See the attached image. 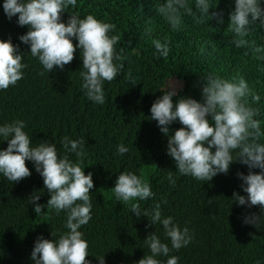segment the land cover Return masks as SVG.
<instances>
[{
	"label": "trees",
	"instance_id": "trees-1",
	"mask_svg": "<svg viewBox=\"0 0 264 264\" xmlns=\"http://www.w3.org/2000/svg\"><path fill=\"white\" fill-rule=\"evenodd\" d=\"M162 2L77 0V7L69 11L79 13L81 18L93 14L99 20L115 24L112 34L121 37L117 51L124 48L127 57L123 73L112 82H105V104L89 101L81 89L79 49L64 70L57 68L44 75L40 74L43 67L39 61L26 55L24 63L28 67L24 78L17 86L0 91V125L24 120L25 131L34 142L47 139L56 143L61 153L63 137L84 139L85 172L93 173L95 188L90 194L92 219L81 231L89 242L88 259L92 264H99L95 257L100 256H105L106 264H135L148 251L144 240L150 232L157 230L164 240L162 226L147 227V217L137 218L128 205L116 201L111 188L124 170L143 172L150 183L155 198L141 202L143 208L166 200V204H161L163 215L172 216L181 227L187 226L193 232L188 246L170 253L180 257L179 264H264V224L257 229L243 223L244 216L259 213V207L249 209L233 204L230 199L234 191L245 195L237 173L247 174V167L234 163L228 174H218L208 183L180 176L174 160L167 155L168 137L161 133L157 122L149 120L153 102L163 95L160 90H168L176 80L183 84L180 96L201 100L202 76L216 73L243 76L260 95L256 106L261 111L258 118L264 121V60L244 55L246 49H237L230 43L232 34L226 32V27L234 0H213L217 6L214 11L221 13L224 24L211 19L196 25L191 17L185 16L178 31H173L156 14V5ZM3 3L0 0V38L11 37L23 52H30L19 40L27 27L17 24L18 17L10 21ZM68 16L64 14L65 21ZM149 20L151 25L147 23ZM149 26L154 29L151 38L144 35ZM165 37L170 41L171 51L167 59L157 58L152 40L163 42ZM247 39L264 46V28L253 25ZM129 73L137 85L129 81ZM173 99L175 102L178 97ZM179 127V122H174L172 134ZM120 144L129 151L119 155ZM6 147L7 142L0 143V150ZM71 159H76L74 154ZM28 167L32 175L17 184L0 176V264H34L30 254L36 239L41 235L53 239L52 230L57 235L66 231L65 213L37 217L34 212L28 198L34 191L44 189V184L32 162H28ZM169 171L173 172L175 185L167 180ZM41 194L39 203L46 204L50 196L46 190ZM43 211L47 212V208ZM160 259L166 261L167 257Z\"/></svg>",
	"mask_w": 264,
	"mask_h": 264
},
{
	"label": "clouds",
	"instance_id": "clouds-1",
	"mask_svg": "<svg viewBox=\"0 0 264 264\" xmlns=\"http://www.w3.org/2000/svg\"><path fill=\"white\" fill-rule=\"evenodd\" d=\"M76 7L77 0H4L3 10L8 19L18 17L17 24L27 27L19 40L30 52H23L11 37L0 38V91L17 86L24 78L28 67L24 63L26 55L39 61L43 67L40 74L44 75L57 68L64 70L79 49L81 89L89 101L105 104V82L110 83L123 73V61L127 59L125 50L121 47L117 51L121 37L112 34L115 24L99 20L93 14L81 18L79 13L69 11ZM216 8L213 0H163L156 5L155 11L173 31H178L185 16L191 17L196 25L211 19L224 24L221 13L214 11ZM65 13L69 14L67 21ZM147 23L151 25V20ZM256 24L264 28V0H234L226 27V32L232 34L230 43L237 49H246L244 55L264 60V46L247 39ZM153 31L149 26L144 35L151 38ZM152 44L157 58H168L171 48L167 37L163 42L153 39ZM127 78L137 85L130 73ZM182 88L183 84L175 80L168 90H160L163 95L153 102L149 119L157 122L161 133L168 137L167 155L174 160L175 171L180 176L208 183L218 174H228L234 163L246 166L247 174L237 173L245 195L234 191L230 199L233 204L246 205L249 209L259 207V213L251 212L243 218L245 225L259 229L264 224V121L258 118L261 111L256 106L260 95L243 76L226 77L216 73L202 76L201 100L180 96ZM174 97H178L175 102ZM177 121L181 127L172 134L171 125ZM26 127V122L19 119L0 125V143L7 142V147L0 150V176L17 184L32 175L28 167V162H32L43 179L42 190L50 196L46 204L39 203L42 190L29 196L37 217L53 212L66 215V231L57 235L52 230L53 239L39 236L30 259L34 264H92L88 259L90 245L81 231L92 219L90 194L95 188L93 173L85 172L84 139L63 137L61 153L57 144L47 139L34 142L25 131ZM128 151L124 144L117 147L119 155ZM72 154L75 160L71 159ZM167 180L175 185L172 171L168 172ZM111 189L116 201L129 206L130 213L137 218H148L147 227L160 225L163 228L164 240L157 230L150 232L144 240L148 251L135 264H179L180 257L170 253L188 246L194 234L187 226L181 227L172 216L163 215L161 204H166V200L150 208L142 207L141 202L155 198L143 172L124 170ZM45 208L47 212L43 211ZM165 241H169L171 247ZM160 257H167V260ZM95 258L99 264H106L105 256Z\"/></svg>",
	"mask_w": 264,
	"mask_h": 264
}]
</instances>
